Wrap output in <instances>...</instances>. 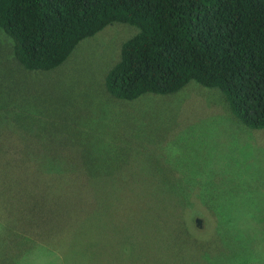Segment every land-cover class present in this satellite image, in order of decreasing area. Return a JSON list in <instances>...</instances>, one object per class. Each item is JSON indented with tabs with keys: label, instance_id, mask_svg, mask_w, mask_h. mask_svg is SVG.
Returning <instances> with one entry per match:
<instances>
[{
	"label": "rangeland",
	"instance_id": "rangeland-1",
	"mask_svg": "<svg viewBox=\"0 0 264 264\" xmlns=\"http://www.w3.org/2000/svg\"><path fill=\"white\" fill-rule=\"evenodd\" d=\"M136 32L108 25L49 71L24 69L0 32V264H264V129L194 81L112 97ZM61 204L59 230L45 215Z\"/></svg>",
	"mask_w": 264,
	"mask_h": 264
},
{
	"label": "trees",
	"instance_id": "trees-1",
	"mask_svg": "<svg viewBox=\"0 0 264 264\" xmlns=\"http://www.w3.org/2000/svg\"><path fill=\"white\" fill-rule=\"evenodd\" d=\"M113 23L137 32L105 77L112 97L168 95L194 81L218 89L244 126L264 129V0H0V32L29 71L59 67L82 40ZM41 170L57 178V170ZM91 186L100 195L99 185ZM55 207L45 216L59 212L60 230L69 215L71 225V206ZM74 225L81 234V220ZM18 233L14 242H33L25 230Z\"/></svg>",
	"mask_w": 264,
	"mask_h": 264
},
{
	"label": "water",
	"instance_id": "water-1",
	"mask_svg": "<svg viewBox=\"0 0 264 264\" xmlns=\"http://www.w3.org/2000/svg\"><path fill=\"white\" fill-rule=\"evenodd\" d=\"M200 222H201L200 219H197V220H196V223H197V224H199Z\"/></svg>",
	"mask_w": 264,
	"mask_h": 264
}]
</instances>
